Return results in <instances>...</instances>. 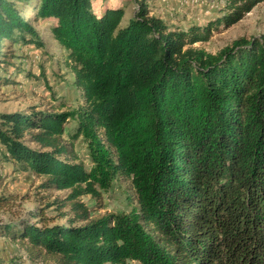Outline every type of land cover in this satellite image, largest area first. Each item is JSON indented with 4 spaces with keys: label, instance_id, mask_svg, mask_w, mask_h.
I'll return each instance as SVG.
<instances>
[{
    "label": "trees",
    "instance_id": "obj_1",
    "mask_svg": "<svg viewBox=\"0 0 264 264\" xmlns=\"http://www.w3.org/2000/svg\"><path fill=\"white\" fill-rule=\"evenodd\" d=\"M262 1L225 0L214 23L184 30L143 0L123 25L122 8L97 16L90 0H38L28 18L0 0V56L4 39L43 45L35 24L55 19L47 37L65 50L82 97L76 111L0 115L3 156L45 189L70 190L62 206L74 213L49 225L32 210L40 226L19 220L4 234L54 264H264V38L239 37L216 53L192 47L212 23L232 24ZM69 118L88 168L63 137ZM117 174L134 204L92 217L77 197Z\"/></svg>",
    "mask_w": 264,
    "mask_h": 264
},
{
    "label": "rangeland",
    "instance_id": "obj_2",
    "mask_svg": "<svg viewBox=\"0 0 264 264\" xmlns=\"http://www.w3.org/2000/svg\"><path fill=\"white\" fill-rule=\"evenodd\" d=\"M14 1L15 8L26 9L28 18L35 11L38 0L28 2ZM151 15L160 17L168 28L187 30L191 25L204 27L223 15L225 0H143ZM95 15L100 16L106 9L122 8L121 25L136 10L135 0H90ZM55 23V19H39L36 29L43 39V45L33 43H14L10 45L7 39L2 41V59L8 63L6 72L0 75V115L31 111L65 112L76 111L82 97L79 89L73 84V75L65 64V50L53 39L48 38V26ZM214 23V22H213ZM211 24L206 39L195 42L192 47L201 48L208 53H216L222 47L230 45L239 37L264 38V1L257 3L238 21L225 25L223 21ZM4 63V64H6ZM1 64V65H4ZM8 79V83L4 82ZM1 121V118H0ZM1 125V122H0ZM77 130V119L69 118L64 124L63 137L72 140L74 151L85 167L88 168L89 156L86 145L81 137L73 138ZM35 147V144H28ZM1 147V144H0ZM43 179L28 170H22L3 156L0 148V264H54L44 262L28 256L24 245L12 240V235L4 234L5 224L25 220L31 225L40 226V218L30 215L32 210L41 212L51 221L49 225L66 223L74 216L69 207H63L62 202L70 195V190L45 189ZM95 194H83L77 197L86 207L90 208L92 217L104 214L126 212L134 201L131 199L129 181L120 174L112 178L110 186L100 189L95 186ZM61 213H68L60 216ZM80 223V222H75ZM103 264H121L105 262ZM122 264H138L135 261H125Z\"/></svg>",
    "mask_w": 264,
    "mask_h": 264
}]
</instances>
